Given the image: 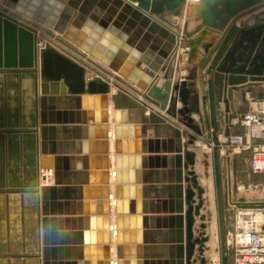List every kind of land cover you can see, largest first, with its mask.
<instances>
[{"label":"crops","instance_id":"crops-1","mask_svg":"<svg viewBox=\"0 0 264 264\" xmlns=\"http://www.w3.org/2000/svg\"><path fill=\"white\" fill-rule=\"evenodd\" d=\"M66 5L71 6L70 0ZM79 5L84 11L75 10L67 28L74 27L78 14L82 13L85 18L80 21L81 25H88V22L92 21V15L98 14L97 4L88 5L84 0ZM1 11L35 29L25 20L13 16L10 11ZM251 16L241 19L237 26H242ZM199 22L195 17L183 18L179 25L191 30ZM236 29L225 44L220 57L226 51ZM118 32L120 34L123 31L118 29ZM42 33L36 29L28 31L11 19L0 16V264H44L45 248H49L47 255L51 264H106L108 246L109 260L116 264L119 243L116 238L118 184L115 180V111L120 117L119 127L129 129V133L122 140L127 142L126 146L133 148L132 153L121 152L120 155L132 154L134 160L129 164H135L129 169L135 181L127 182L124 186L129 188V194H137L140 191L142 202L147 200L149 216H170L171 213L163 211H169L170 200L175 199V191L170 188L174 180V160L150 158L157 155L168 157L172 154L168 151L162 152L163 144L162 151L156 153V135L160 140H166L168 131L163 127L156 128V125L150 122L147 124L146 134L142 135L143 124L136 108H131L123 99L119 105L113 102L112 95L117 91L115 87H111V92L107 94V121L98 122L93 117L101 118L103 108L94 106L92 109L89 104L97 103L102 94H84L80 102L67 94L63 81L44 83L39 71L40 59L37 62L35 56V38L38 37V47L41 48ZM217 38L216 35L215 40ZM140 44L141 41H135L133 50ZM143 46L146 54L151 53V62H154L163 50L162 46L154 49V41ZM187 51L184 48L179 52H172L166 60L165 67L173 82L179 81L189 73ZM142 66L148 68L145 64ZM91 76L92 74H87L88 79ZM157 76L154 84L164 88L165 92L164 72L160 71ZM204 78L208 90L212 92V76L208 74ZM111 79L114 80L112 77ZM196 87L200 91L199 83ZM256 97L264 98V91L256 88L252 92H246V95L235 92L233 100H229V114L234 112L237 116L231 118L229 123L225 121V114H228L225 102L220 103L224 113L222 116L217 114L213 100H210L208 109L212 117L211 136L208 137L209 132L206 130L207 138L199 137L196 142V171L200 184L205 188V206L202 212L207 216L206 232L210 239L207 242L209 250L206 256L209 261L215 259L212 252L214 250L216 254L221 221L216 181L217 159L222 162L224 169L228 166L231 170L232 191L229 199L226 195L227 203L230 202V205H227L230 211L236 215L237 211L243 208L241 199H244L245 204L264 202V183L256 187L245 183L243 191H239L237 179L233 175L234 170L237 172V178H242L243 175L251 177L264 174L252 173L250 159L242 157V152L238 149L228 146L229 137L226 136L228 127L230 136L245 134L246 129L241 117L248 110L250 99ZM43 98L48 100L43 102ZM49 98L53 100L50 101ZM178 106H181V103H178ZM147 114L148 111L144 113L146 116ZM194 118L204 127L198 115L195 114ZM43 119L46 125L42 124ZM43 126L47 128L45 134L42 132ZM105 128L109 135L106 148L103 137ZM43 142L49 150L54 147L56 154L67 158L61 163V183L57 185L58 190L54 194L48 193L47 203L43 200L41 188L54 185L56 154H43ZM211 142L216 144L215 150L211 148ZM142 146L145 151L136 152V148ZM139 155L147 156L145 164L142 160H137ZM44 166L52 168L46 170ZM138 175L140 182L137 181ZM45 176L50 178L45 181ZM135 199L140 201L139 198ZM127 202H131L130 196ZM45 205L50 219L47 223L44 222ZM199 223L200 221L197 222ZM230 225L232 229L228 234L232 237L235 228L233 222H230ZM140 230L144 239L140 243V250L137 242L124 245L129 249L126 252H132L134 248L136 254L143 256L141 259L135 256L133 260L144 261L147 258L150 262L156 260L161 264H170L174 253L171 249V221L149 220L148 227ZM146 230L147 236L144 235ZM132 231L136 233L139 229H129L130 233ZM212 242H216L214 248Z\"/></svg>","mask_w":264,"mask_h":264},{"label":"water","instance_id":"water-1","mask_svg":"<svg viewBox=\"0 0 264 264\" xmlns=\"http://www.w3.org/2000/svg\"><path fill=\"white\" fill-rule=\"evenodd\" d=\"M82 1L84 0H70L71 6H67L68 0H0V8L3 5L8 7L13 11L10 12L13 16L25 20L34 28L44 26L46 34L55 39L53 41L43 36L42 39L47 42L39 48L38 37L35 38V56L37 62L40 59L39 71L44 83L63 81L67 94L80 102L84 94H102V117H93L98 122L107 121V94L111 92V87H115L117 91L112 95L113 102L119 105L123 99L131 108H136L143 124L142 135L146 134L147 124L150 122L156 125V128L163 127L168 131L166 140H160L156 135V153L162 151L163 144L162 152L168 151L172 154L168 157L157 155L150 158L174 160V180L170 188L175 191V199L170 200L169 211H163L171 213L170 216H149L147 200L142 202L140 191L137 194H129V188L124 186L127 182L135 181L129 170L135 164H129L134 160L132 154L120 155L121 152L132 153L133 148L126 147L127 142L122 140L129 133V129L119 127L121 121L115 111V180L118 184L116 238L119 243L116 264H161L156 260L150 262L147 258L144 261L133 260L135 256L139 259L143 256L136 254L134 248L132 252H126L129 249L124 246L126 243L137 242L140 250V243L144 240L140 229H146L149 220L161 219L170 220L173 229L171 249L174 253L170 264H208L206 252L209 250L207 242L210 237L206 232L207 216L202 212L205 206V188L200 184L196 171V142L199 137L207 138L206 130L209 132L208 137L211 136L212 117L208 109L210 100H213L214 110L222 116L224 113L220 103L225 102L228 112L225 114V121L229 123L231 118L237 116L234 112L229 114V100H233L235 92L246 95V92H252L256 88L264 91V0H85L88 5L99 6L98 14L92 15V21H89L88 25L80 24L85 18L82 13L78 14L74 27L67 28L75 10L84 11L79 5ZM248 15L252 16L237 28V23ZM0 16L11 19L28 31H34L31 26L7 16L1 9ZM190 17L200 20L193 29L187 30L179 25L181 19ZM118 29L123 32L118 34ZM235 29L234 37L220 57ZM52 30L62 36L56 35ZM216 35L218 38L215 40ZM135 41H141L142 45L133 50ZM150 41H154V49L161 46L163 48L154 62L149 60L151 53L146 54L143 46ZM184 48L188 50L187 63L191 67L187 69V76L173 82L165 63L172 52H179ZM96 60L107 69L98 67ZM143 64L148 68H143ZM160 71L164 72L166 79L165 92L164 88L154 84ZM88 73L92 74L89 79ZM208 74L212 76V92L208 90L204 78ZM197 83L200 91L196 87ZM46 100L48 99L43 98V102ZM178 103H181V106H178ZM147 111L146 116L144 113ZM195 114L201 118L204 127L198 124L194 118ZM42 124L46 125L45 119ZM46 130L43 126V134ZM137 133L139 134V131ZM103 134L106 148L109 144L106 128ZM230 134L228 127L226 136L230 137ZM143 151V146L136 148V152ZM42 153L56 154L55 148L49 150L45 142ZM136 158L145 164L147 156L139 155ZM54 160V185L41 188L45 203L48 193L54 194L58 190L57 185L61 183V163L67 158L57 153ZM224 171L226 195L229 199L232 191L231 170L227 166ZM233 175L237 179L236 170ZM137 181L140 182L139 175ZM129 196L131 202L128 204ZM135 198L140 201L137 202ZM243 201L244 199L240 200L243 208L264 206V202L245 204ZM163 203L167 204L165 201ZM47 211L45 205V223L50 220ZM135 227L139 231L130 233L129 229ZM147 233L146 230L144 235L147 236ZM48 251L49 248H45L44 264H51L48 261ZM109 257L108 246L106 264H112Z\"/></svg>","mask_w":264,"mask_h":264},{"label":"built area","instance_id":"built-area-1","mask_svg":"<svg viewBox=\"0 0 264 264\" xmlns=\"http://www.w3.org/2000/svg\"><path fill=\"white\" fill-rule=\"evenodd\" d=\"M246 134H234L227 145L241 151L253 150L250 168L264 174V98H251L241 117ZM211 147L216 144L211 142ZM234 264H264V206L240 208L235 215Z\"/></svg>","mask_w":264,"mask_h":264},{"label":"rangeland","instance_id":"rangeland-1","mask_svg":"<svg viewBox=\"0 0 264 264\" xmlns=\"http://www.w3.org/2000/svg\"><path fill=\"white\" fill-rule=\"evenodd\" d=\"M244 132L246 134V130ZM210 146H211V143H210ZM212 149L215 150L216 148H212ZM252 151H253L252 149L247 150V151H241L242 153L240 154L242 157L245 156L250 159L252 155ZM238 177L239 178H237V184H238L239 191H243L244 188L242 187L245 183H249L253 187H256V185L259 186L260 184L264 183V176L248 177L247 175H243L242 178L240 176ZM216 181H217V188H218V194H219V205H220L219 209H220V218H221L220 220L221 221L219 224L220 229L218 232V242H217L216 254L214 250L212 252L213 258L215 259L213 261L210 260L208 264H234L233 236L231 237L228 234V231L232 229L230 222H233L234 228L236 226L235 225V214L234 212L230 211L231 209L228 208V206L230 205V202L227 203L226 201L225 171H224V166L222 162L219 161V159H217ZM254 190L256 191L257 189L254 188Z\"/></svg>","mask_w":264,"mask_h":264},{"label":"bare ground","instance_id":"bare-ground-1","mask_svg":"<svg viewBox=\"0 0 264 264\" xmlns=\"http://www.w3.org/2000/svg\"><path fill=\"white\" fill-rule=\"evenodd\" d=\"M188 2H195V1H198V0H187ZM0 9H5V10H7V11H10L11 13L13 12L11 9H9L8 7H6V6H2ZM26 23H28V22H26ZM29 24V23H28ZM36 30H38L39 32H43L42 33V35L40 36L41 37V41H42V45H40L41 47L45 44V42H47V40H44V39H42V37L43 36H46L47 37V39H51V40H55L52 36H50V35H48V34H46V32H45V30H46V28L43 26V27H41V28H35ZM34 29V30H35ZM52 32H54L56 35H58V36H62L59 32H55V31H53L52 30ZM86 60V59H85ZM96 62H97V65H98V67H103V68H106L107 69V67L106 66H104V65H102V63H100L98 60H96ZM100 70V69H99ZM100 72H102L103 73V71H101L100 70ZM105 74V73H104ZM111 78V77H110ZM112 80V79H111ZM108 97V96H107ZM97 102V101H96ZM102 105V102H101V100H99L97 103H91V104H89V107H91L92 109H94V106H97V107H99L100 108V106ZM126 147H128V146H126ZM44 169H46V170H49V169H47V168H44ZM51 169V168H50ZM43 172V171H42ZM54 173L55 172H53V175H54ZM48 178H50L49 176H45V181L48 179ZM51 180V179H50ZM44 181V182H45ZM211 184H212V182H211ZM210 184V185H211ZM252 199V198H251ZM213 224V223H212ZM214 225H216V224H214ZM212 227H213V225H212ZM216 228V227H215ZM214 228V229H215ZM213 229V228H212ZM213 243V248L216 246V242H212ZM212 249V248H211ZM214 254V253H213ZM215 257V256H214Z\"/></svg>","mask_w":264,"mask_h":264}]
</instances>
